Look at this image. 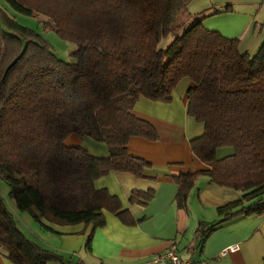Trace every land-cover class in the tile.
Wrapping results in <instances>:
<instances>
[{
    "label": "trees",
    "instance_id": "obj_1",
    "mask_svg": "<svg viewBox=\"0 0 264 264\" xmlns=\"http://www.w3.org/2000/svg\"><path fill=\"white\" fill-rule=\"evenodd\" d=\"M4 1L78 47L73 62L60 59L0 6V180L20 212L46 229L43 219L95 231L106 212L136 226L95 181L112 172L145 176L149 163L130 155L129 141L160 136L135 106L142 98L172 103L188 79V115L204 126L191 149L207 168L174 177L176 205L188 208L199 176L243 194L217 209L218 222L199 224L203 244L227 222L264 216V39L254 55L240 50L238 38L205 28V11H189L194 0ZM228 12L231 5L213 16ZM71 136L105 144L108 157L68 146ZM225 148L233 153L219 158ZM154 194L136 191L130 202L146 206ZM85 249L92 251V235ZM0 252L13 264H72L28 239L1 195Z\"/></svg>",
    "mask_w": 264,
    "mask_h": 264
},
{
    "label": "crops",
    "instance_id": "obj_2",
    "mask_svg": "<svg viewBox=\"0 0 264 264\" xmlns=\"http://www.w3.org/2000/svg\"><path fill=\"white\" fill-rule=\"evenodd\" d=\"M240 20L225 13V16L214 21L207 20L205 28L233 38L229 33L238 27ZM249 22L246 20V25ZM242 30L239 29L240 34ZM260 44L261 42L258 49ZM191 87L190 80L181 81L173 92V102L170 104L144 98L136 104L135 113L150 121L160 136L156 142L142 138H132L129 141L130 155L149 163L143 178L129 173L112 172L95 181L97 189H107L121 200L123 208L136 218V226H126L115 215L106 212V225L95 231L92 225L62 226L45 219L42 222L50 230L43 228L35 223L31 215L19 211L9 197V188L0 180V195L13 215L29 228L36 238L33 241L42 248L63 254L79 253L83 245L86 256L94 254L101 258L102 264H105L103 260H111L117 264H144L174 245L182 257L202 264H264V216L238 218L227 222L202 246L197 234L199 224L215 223L221 217L218 215L215 221H210L199 216L200 219L196 220L197 216L191 208L184 210L176 205L178 187L174 177L179 174L197 173L207 168L191 149V141L204 133V126L188 115V92ZM67 145L82 147L97 157H108L107 146L89 138L79 139L77 136H71ZM204 177L206 176H200L197 180L198 186L199 182L206 183L202 184L204 190L200 189L204 208L217 211L219 207L240 198V194L231 189L208 184V177L205 180ZM136 191H152L155 193L154 198L146 206L133 204L130 199ZM142 215L143 218L138 219ZM143 221L145 224L151 223L150 231L141 223ZM193 227L194 231L190 233ZM156 230L161 234L157 235ZM91 235L92 251L89 252L85 249V244ZM234 245H239L238 252L221 256L222 251ZM0 264L13 263L0 252Z\"/></svg>",
    "mask_w": 264,
    "mask_h": 264
},
{
    "label": "rangeland",
    "instance_id": "obj_3",
    "mask_svg": "<svg viewBox=\"0 0 264 264\" xmlns=\"http://www.w3.org/2000/svg\"><path fill=\"white\" fill-rule=\"evenodd\" d=\"M228 5L232 6V12H228L227 14L237 19L238 18L241 19L240 20L241 23L238 25L239 28L235 27L229 33V36L233 38H238L240 40L239 42L240 50L248 51L252 55L256 54L258 50L259 42H262V40L264 39V0H194L189 5V11L193 14L205 11L206 14L209 15L207 19L204 20V26H205V22L207 20L208 22L211 20L214 21V19L216 18L225 16V13L222 15L219 14V15H214V16L213 14L217 10L218 11L225 10V8ZM0 6L1 8L6 9L8 13L16 19L18 24L41 35L43 39L53 48V50L55 51V53L60 59L66 62L74 61V58L72 57V53L78 50L77 45L74 43L68 42L66 40H63L53 31L45 30L44 25L42 23L43 21L42 17L40 16L30 17V16L17 13L13 9H11L10 6H8L4 0H0ZM246 20L250 21L248 25H246L245 23ZM208 22H206V24ZM240 28L243 29L241 34L239 31ZM172 40H173V36L163 41L161 44V48H164V49L167 48L172 42ZM230 153H233V150L230 148L220 149L218 151V156L219 158H221L225 156L226 154H230ZM205 178L206 177H204L203 179L205 180ZM197 180L195 182L193 189L190 192L189 200H188V207L191 208L193 214L197 216L196 220H199L200 219L199 216H202V217L207 218V220L215 221L216 218L219 217L217 211L213 209L209 210L207 208H204L202 204L203 202L201 200L200 189L204 190V185L202 184H206V183L199 182V186H198ZM232 191H235V190H232ZM235 192L239 193L240 197L241 195H243L241 192H238V191H235ZM191 199H193V201H191ZM142 218H143V215L138 219H142ZM15 219L17 221V224L22 229V232L25 234V236L31 241L36 240V238L34 237V235H32L31 231L25 225V223L21 221L18 217H15ZM35 223L37 222L35 221ZM141 223L147 227L148 231L151 230L150 228L151 223L145 224L144 221ZM194 223L195 222H193V226H194ZM38 225L41 226L40 224ZM193 231H194V227L189 232L193 233ZM155 233L157 235L161 234L159 230H156ZM202 242H203V239L200 237V245H204ZM82 246L80 248L79 253H74V254L72 253L63 254L60 251L57 252L55 250L54 251L50 249H47V250L55 252L59 255H63L62 257H64V259L66 260L71 261L72 264H75L76 262H79V261L83 262V264H102L101 258L97 257L96 255L88 254L86 256V252L84 251ZM103 262L105 264H117L111 260H103ZM50 264H58V263H50Z\"/></svg>",
    "mask_w": 264,
    "mask_h": 264
},
{
    "label": "built area",
    "instance_id": "obj_4",
    "mask_svg": "<svg viewBox=\"0 0 264 264\" xmlns=\"http://www.w3.org/2000/svg\"><path fill=\"white\" fill-rule=\"evenodd\" d=\"M240 250L239 245H234L222 251L221 256L236 253ZM145 264H202L201 262L182 257L174 245L169 250L153 256Z\"/></svg>",
    "mask_w": 264,
    "mask_h": 264
},
{
    "label": "water",
    "instance_id": "obj_5",
    "mask_svg": "<svg viewBox=\"0 0 264 264\" xmlns=\"http://www.w3.org/2000/svg\"><path fill=\"white\" fill-rule=\"evenodd\" d=\"M14 64V63H13ZM12 66V65H11Z\"/></svg>",
    "mask_w": 264,
    "mask_h": 264
}]
</instances>
